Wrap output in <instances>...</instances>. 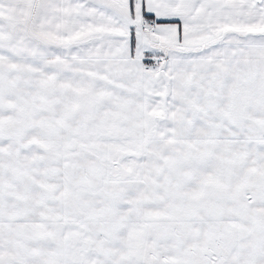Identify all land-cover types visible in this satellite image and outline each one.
I'll return each mask as SVG.
<instances>
[{"label":"snow or ice","instance_id":"1","mask_svg":"<svg viewBox=\"0 0 264 264\" xmlns=\"http://www.w3.org/2000/svg\"><path fill=\"white\" fill-rule=\"evenodd\" d=\"M0 264H264V0H0Z\"/></svg>","mask_w":264,"mask_h":264}]
</instances>
